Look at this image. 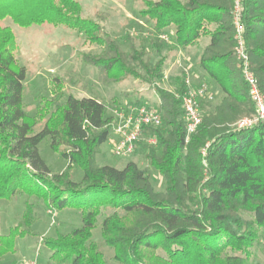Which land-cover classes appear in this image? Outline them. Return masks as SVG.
<instances>
[{
  "label": "trees",
  "instance_id": "obj_1",
  "mask_svg": "<svg viewBox=\"0 0 264 264\" xmlns=\"http://www.w3.org/2000/svg\"><path fill=\"white\" fill-rule=\"evenodd\" d=\"M233 8L234 0H145L142 14L152 29L175 39L167 50L211 37L200 65L225 94L188 138L182 107L186 84L178 97L158 88L165 128H145L156 136L146 156L166 180L165 192H158L135 161L123 168L97 163L114 122L98 98L61 90L35 115L26 110L27 67L18 63L12 49L16 34L4 21L9 18L21 28L62 24L79 30L89 42L105 46L102 57L86 54L85 59L110 82L160 79L167 59L162 42L156 40L160 58L151 62L144 49L123 51L97 20L83 17L78 0H0V199L25 193L42 199L50 210L74 208L82 214V225L73 231L42 236L51 260L107 264L91 239L100 209L110 207L115 211L104 219L102 235L114 249L116 264H248L259 229L264 231V122L237 130L229 126L255 111L235 56ZM242 8L251 69L264 93V0H242ZM46 138L68 160L61 172H52L40 153ZM75 166L83 171L80 181L73 179ZM34 209L27 203L17 225L0 235V260L15 252L17 238L39 235L32 228ZM158 249L164 257L154 255Z\"/></svg>",
  "mask_w": 264,
  "mask_h": 264
},
{
  "label": "rangeland",
  "instance_id": "obj_2",
  "mask_svg": "<svg viewBox=\"0 0 264 264\" xmlns=\"http://www.w3.org/2000/svg\"><path fill=\"white\" fill-rule=\"evenodd\" d=\"M78 1L82 5L83 17L97 20L105 31L119 43L121 49L127 53H130L132 46H135L139 50L147 51L145 60L155 62L160 58L156 47V42L160 40L159 42H162V54H167L163 75L154 83L143 82L133 77L123 81L110 82L102 76L96 66L85 59L86 54L102 57L105 53L103 44L91 43L84 33L62 24L55 27L33 25L21 28L8 18L4 24L12 27L16 34L13 52L18 63L27 67V77L24 81V103L26 110L31 115L37 113V108L44 105L46 99L54 97L61 90L65 94L71 93L77 97L92 96L104 102L108 108L107 115L114 118L113 125L118 122L117 112L129 106L147 105L159 109L161 100L158 88L170 91L178 97L183 84H186V87L189 84L192 86L207 84L213 93V99L203 100L200 103L202 119L204 115L210 114L222 102L225 94H218L217 90L215 92L213 87L218 85L213 80L202 79L199 82L195 80L194 74L200 73L197 71L192 56L183 52L184 48L167 50L175 45V39L168 38L166 33L157 34L152 29V23L148 22L147 17L142 14L145 0ZM182 1L185 2L186 0ZM235 3L236 0H234L233 13L235 12ZM235 56L238 64L241 65L236 50ZM189 57L190 60L192 59L191 61H189ZM168 64H172L171 68L173 69H170ZM140 70L144 71L141 68ZM60 84L62 89H59ZM65 98L62 96L61 101H65ZM254 107L253 113L241 115L232 121L229 124L230 128L237 130V123L240 120L246 117L253 118L256 113L255 102ZM259 123L257 122L255 125ZM162 126L165 128L164 125ZM149 130H145L144 135L139 140L136 152L119 158L113 153L114 142L118 139V133L112 126L111 138L101 146V152L96 158L97 163L123 168L129 161H135L140 168L145 169L150 174L155 191L165 192L166 180L164 176L151 166L150 160L146 156L149 146L148 139L152 135ZM190 134H188V138ZM206 144L208 146L210 141ZM39 148L52 172H61L68 165V160L55 153L51 148L50 138L43 140ZM202 152L205 154V149ZM204 173L209 175L207 171ZM82 177V169L75 166L73 179L80 181ZM30 202L35 205L36 214V221L32 228L39 235L17 238L15 252L4 256L0 260V264H68L51 260V250L44 245L43 237L56 236L58 233L66 234L81 226L82 214L77 209L50 210L46 208L42 199L25 193H17L10 198H2L0 199V235L8 234L10 229L17 225L23 217L27 203ZM190 205L194 208L197 207L194 203ZM114 211L115 209L110 207L100 209L91 239L98 244L104 253L107 264H116V261L113 247L109 246L103 238L102 228L104 219L112 215ZM243 217L248 218L250 214L243 213ZM259 235V239L250 248L251 254L248 264H264V231L262 228L259 229ZM154 255L165 256L161 249L156 250Z\"/></svg>",
  "mask_w": 264,
  "mask_h": 264
},
{
  "label": "built area",
  "instance_id": "obj_3",
  "mask_svg": "<svg viewBox=\"0 0 264 264\" xmlns=\"http://www.w3.org/2000/svg\"><path fill=\"white\" fill-rule=\"evenodd\" d=\"M234 12V23L236 26V52L249 86V92L255 102L256 113L252 118H243L237 125L238 129L247 128L255 125L257 122H264V93L259 86L258 79L251 69L250 57L245 44V26L241 21L242 1L236 0ZM189 82V81H188ZM187 82V83H188ZM190 83V82H189ZM188 83V84H189ZM213 99L207 84L199 86L188 85L182 97V107L186 121L188 134L194 132L202 121L200 103L203 100ZM118 122L113 128L118 133V139L114 142L113 153L116 157H126L133 154L137 149V144L142 138L146 127H158L163 122V116L158 108L147 105L124 108L117 112ZM148 143L155 144L156 136L152 134Z\"/></svg>",
  "mask_w": 264,
  "mask_h": 264
},
{
  "label": "crops",
  "instance_id": "obj_4",
  "mask_svg": "<svg viewBox=\"0 0 264 264\" xmlns=\"http://www.w3.org/2000/svg\"><path fill=\"white\" fill-rule=\"evenodd\" d=\"M210 41H211V37L209 35L208 36H202L194 45H190L187 48L183 49V52H186L187 54H190L192 56L193 60H195V65L197 66V71L200 74H198V75L194 74L193 77L198 82L202 81V79L203 80L211 79V78H209V76L206 73V71L201 67V65H200L201 56L199 57V55L202 54V52L204 51L206 46L210 44ZM191 60H190V57H189V61H191ZM168 66H169L170 69H173V68H171L172 64H168ZM167 69H168V67H167ZM211 84H212V82H211ZM213 88H214L215 92L217 90L218 94H222V95L224 94L219 86H214Z\"/></svg>",
  "mask_w": 264,
  "mask_h": 264
}]
</instances>
